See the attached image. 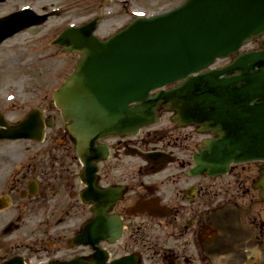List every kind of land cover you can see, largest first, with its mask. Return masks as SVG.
Here are the masks:
<instances>
[{
	"label": "flooded vegetation",
	"instance_id": "af4514ba",
	"mask_svg": "<svg viewBox=\"0 0 264 264\" xmlns=\"http://www.w3.org/2000/svg\"><path fill=\"white\" fill-rule=\"evenodd\" d=\"M11 1L14 8L5 14L31 9L41 15L51 7L50 0ZM59 4L60 14L73 15L78 24L101 17L98 26L105 22L114 26L123 18L119 29L131 18L130 0L119 4L106 0H59ZM114 6L119 9L113 10ZM98 7L101 14L95 12ZM66 20L67 16L51 25L48 20L25 32L35 31L41 45L50 43L63 30ZM109 28L112 29H105ZM78 57L71 55L68 63L74 65ZM48 105L42 104L43 113ZM55 132L59 136L51 135ZM148 133L101 141L109 152L106 160L95 163V185L120 188V198L107 213L118 215L123 224L122 238L114 245L106 243L101 247L109 249V258L133 254L140 264H264V201L259 190L252 188L261 166L234 167L222 178H192L187 175L188 136L177 127L158 140ZM20 142L28 144L21 147L27 154L24 166L0 168V197L7 200L6 208L0 210V264L13 258L18 264L68 262L77 257L90 260L89 247H68L83 224L94 220V174L91 202L85 205L80 199L85 187L79 177L82 166L66 123L49 120L42 144ZM58 144L65 151H57ZM36 147L44 150V167L29 162L36 157ZM150 152L158 154L151 157L152 162L143 155ZM131 155L139 160L135 165L124 161ZM138 201L154 205L155 210L149 212L154 215L145 211L140 215L127 214L126 210ZM220 208L223 209L219 211ZM132 218L145 220L140 226L146 229L139 236L130 235L124 240ZM153 222L157 231L150 233L146 224ZM7 229L13 231L6 232ZM122 242V249L127 251L115 255L112 248Z\"/></svg>",
	"mask_w": 264,
	"mask_h": 264
},
{
	"label": "water",
	"instance_id": "95a60500",
	"mask_svg": "<svg viewBox=\"0 0 264 264\" xmlns=\"http://www.w3.org/2000/svg\"><path fill=\"white\" fill-rule=\"evenodd\" d=\"M38 17L25 10L1 18L0 43L47 16ZM92 32L87 24L69 28L56 39L67 45L66 51L82 53L54 100L80 139L78 153L85 165L103 155L101 147L91 150L97 139L136 133L157 121L158 107L175 111L172 119L180 125L203 126V131L219 134V139L206 141L207 148L195 158L198 170L224 172L231 162L264 160V40L262 49L239 53L227 66L208 69L264 33V0H184L165 13L136 18L105 40ZM20 125L18 130H0V139L31 136L34 126L35 138L42 136L35 113ZM82 140L90 147L88 158ZM91 170L88 166V173ZM261 174L264 191V170ZM93 230L94 240L89 237L88 242L95 245L115 240L120 227L116 220L100 218L94 229L89 223L84 232L91 236ZM94 249L93 263L82 264H105L106 253ZM108 264H136V259Z\"/></svg>",
	"mask_w": 264,
	"mask_h": 264
},
{
	"label": "rangeland",
	"instance_id": "374dc122",
	"mask_svg": "<svg viewBox=\"0 0 264 264\" xmlns=\"http://www.w3.org/2000/svg\"><path fill=\"white\" fill-rule=\"evenodd\" d=\"M50 2L53 7L59 4V0H50ZM162 2H166L167 4L163 5ZM180 2L181 0H130V14L131 16L139 14L149 16L159 12L161 9L167 10ZM12 4V1L9 0L1 6L0 14L13 9L14 6ZM117 9H119L117 6L113 7V10L116 11ZM95 12L101 14L100 7ZM66 16L70 20H75L73 17H69L68 14H60L51 21L58 23ZM122 19L117 20L114 26L106 25L107 22H105L101 25V29L97 31V35L105 37L114 33L122 24L124 20ZM49 25L51 24L49 23ZM108 26H111L113 30L111 28L105 29ZM37 40V33L35 31H28L0 45V112L8 120L12 121L17 117L19 118L25 115L29 109L40 107L46 103H49L45 108L46 114L49 113L50 117H53L55 120H61L59 110L52 106V94L72 68V65L68 63L70 57L58 48L51 47L49 41L41 45ZM258 46V40H253L247 43L241 51L254 50ZM230 60L231 58L217 62L214 67L226 65ZM158 114L160 121L153 124L149 130L142 131L144 135L147 131L149 132L148 134L151 133L150 137L153 138L152 133H160V135L155 136L157 138L159 136H165L167 132L172 131L174 127L169 120L170 114L163 111ZM165 130L167 132H160ZM190 130L191 128H188L186 131L189 132ZM203 138L204 136L198 135L196 141L199 142ZM113 141L114 139L111 140V142ZM132 142H135V140H132ZM26 145L22 143L0 142V167L20 166L22 164L21 159H23L25 154V151L21 150V147ZM36 149L38 150V148ZM193 151H195V148L189 147L187 150L188 155L190 156ZM52 152L56 153L53 150ZM35 159L36 162L40 161H38V157H35ZM42 161L45 162L46 160ZM124 161H128L130 165H135L139 162L135 157H124ZM142 222L146 221L139 218H132L131 223L126 226L124 240L130 237V235L131 237L139 236L143 229H146L140 226ZM146 225L148 232L155 233L157 231L155 222L147 223ZM101 246L104 247V244ZM122 248L123 242L113 247L112 250L117 255L127 251Z\"/></svg>",
	"mask_w": 264,
	"mask_h": 264
}]
</instances>
